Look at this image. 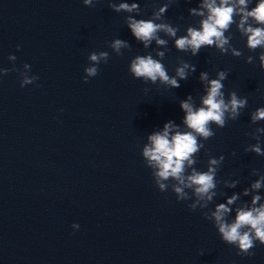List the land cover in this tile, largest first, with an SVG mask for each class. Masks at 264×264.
I'll return each mask as SVG.
<instances>
[{"label":"clouds","instance_id":"1","mask_svg":"<svg viewBox=\"0 0 264 264\" xmlns=\"http://www.w3.org/2000/svg\"><path fill=\"white\" fill-rule=\"evenodd\" d=\"M85 6L95 7L98 0H82ZM252 0H200L198 7L189 9V15L199 17L198 27L188 26L186 34L177 36L178 26H173L165 20L167 9L176 0H165L162 6L154 8L151 17L148 19H137L141 14L138 3L114 2L108 0V7L116 13H127L124 23L131 34L140 42L144 49H148L153 42L158 48H167L168 39L174 40V46L178 51L197 56L202 47H214L221 54H228L234 57L243 55L230 43L232 35L230 29L235 24L237 31L246 37V47L250 52L259 53V67L264 70V0H258L254 7L249 8ZM183 19V17H180ZM225 33H229L225 35ZM117 56L123 55L122 49L130 50L131 46L126 40L113 39L108 45ZM20 46L17 45V50ZM155 51V58L149 52L145 55H136L131 59L128 67L129 73L135 79L145 83L159 82L166 89L180 87V81L187 80L190 73L196 71V66L180 61L175 67V75H169L162 63L165 58V51ZM17 57L9 54L8 60L15 62ZM89 65L84 68L83 82L87 83L89 78L99 74V65L107 63L109 53L107 51H93L88 57ZM255 57H246V63L254 64ZM31 65L25 63L23 71L19 72L20 87L35 83L39 78L36 75H29ZM9 71H17L15 68H0V78L6 76ZM228 72L220 70L216 72L215 78H210L207 71L199 74V80L204 88L200 96V103L194 102L193 96L188 95L186 99L179 102L180 109L184 112L182 124L169 120L163 126L162 131H156L148 135L147 143L142 148V158L145 166L151 169L155 186L159 191L165 192L168 189L175 194L177 201H191L188 208L191 211L202 210L204 219L210 220L217 229L221 240L237 249L238 256H253L252 249L256 243L264 245V197L259 192L264 188V174L258 169L252 170V175L259 178L253 181L249 187L242 192L233 193L223 203L215 205L214 210L209 205L214 202L217 196V189L220 183L226 188H235L237 180H217V173L224 161V155L219 157L208 156L207 170H198L199 154L205 149L207 140L215 135L212 125L216 128H224L228 121L237 120L241 111L248 105L247 97L238 96L236 91H230L225 97L224 83ZM149 89L145 88L147 92ZM63 111V109H61ZM251 124L264 121V107L256 108L250 113ZM251 135L257 141L245 148V152L255 153L257 156H264L261 148L260 137L264 135V127H257ZM207 154V153H206ZM236 155L235 152L232 153ZM251 197L250 203L242 201V197ZM240 202L239 204L237 202ZM233 205H236L233 209ZM234 211L232 220L228 217ZM78 229V224L72 225Z\"/></svg>","mask_w":264,"mask_h":264}]
</instances>
